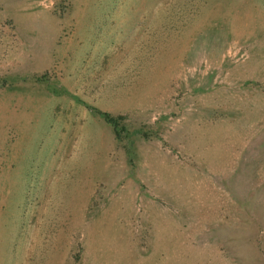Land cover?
<instances>
[{
    "label": "rangeland",
    "instance_id": "1",
    "mask_svg": "<svg viewBox=\"0 0 264 264\" xmlns=\"http://www.w3.org/2000/svg\"><path fill=\"white\" fill-rule=\"evenodd\" d=\"M0 264H264V0H0Z\"/></svg>",
    "mask_w": 264,
    "mask_h": 264
},
{
    "label": "trees",
    "instance_id": "2",
    "mask_svg": "<svg viewBox=\"0 0 264 264\" xmlns=\"http://www.w3.org/2000/svg\"><path fill=\"white\" fill-rule=\"evenodd\" d=\"M103 117H104V120L108 124H111L114 127L115 132H116V136H117L118 132L116 131V127L119 124V122H122L124 120V117L123 116L112 117L108 114H104Z\"/></svg>",
    "mask_w": 264,
    "mask_h": 264
}]
</instances>
